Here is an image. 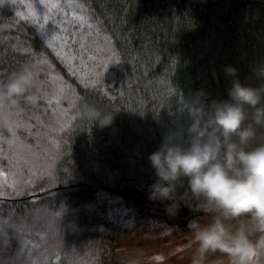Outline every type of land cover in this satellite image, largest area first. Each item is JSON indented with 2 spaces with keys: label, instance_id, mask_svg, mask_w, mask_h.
I'll use <instances>...</instances> for the list:
<instances>
[{
  "label": "trees",
  "instance_id": "trees-1",
  "mask_svg": "<svg viewBox=\"0 0 264 264\" xmlns=\"http://www.w3.org/2000/svg\"><path fill=\"white\" fill-rule=\"evenodd\" d=\"M264 0H0V81L39 66V98L0 102V264H122L186 231L148 199V159L187 127L182 101L258 85ZM90 107L112 113L101 127Z\"/></svg>",
  "mask_w": 264,
  "mask_h": 264
},
{
  "label": "clouds",
  "instance_id": "clouds-1",
  "mask_svg": "<svg viewBox=\"0 0 264 264\" xmlns=\"http://www.w3.org/2000/svg\"><path fill=\"white\" fill-rule=\"evenodd\" d=\"M37 64L25 63L0 81V102L39 98ZM232 77L227 98L206 102L203 90L182 101L187 127L166 134L148 159L155 180L148 199L163 204L169 216L191 205L203 216L191 219L184 232L189 240V264H210L223 254L228 264H264V62L253 67L258 85L242 83L238 69L225 66ZM88 116L101 127L112 113L90 107ZM134 252L122 264H139Z\"/></svg>",
  "mask_w": 264,
  "mask_h": 264
},
{
  "label": "rangeland",
  "instance_id": "rangeland-1",
  "mask_svg": "<svg viewBox=\"0 0 264 264\" xmlns=\"http://www.w3.org/2000/svg\"><path fill=\"white\" fill-rule=\"evenodd\" d=\"M160 235V234H159ZM151 240L146 237L131 246V254L139 252V264H189V240L183 233L160 236ZM210 264H228L223 254H213L209 257Z\"/></svg>",
  "mask_w": 264,
  "mask_h": 264
}]
</instances>
